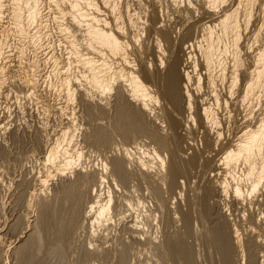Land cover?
Listing matches in <instances>:
<instances>
[{
	"label": "rangeland",
	"instance_id": "rangeland-1",
	"mask_svg": "<svg viewBox=\"0 0 264 264\" xmlns=\"http://www.w3.org/2000/svg\"><path fill=\"white\" fill-rule=\"evenodd\" d=\"M93 1H95L93 4L97 1V5H95L99 8V15L102 19L105 20L106 23L109 22V29L116 30V28L118 29L119 27L121 29L124 28L123 31H125L126 34L137 38V40L135 38V41H131V37L128 39L126 34L124 36V42L126 41L128 44L127 48L129 51L127 52L129 61L133 62H131V68L126 67L125 70L133 72L135 75L143 74L146 63H149V61H152L153 63L155 62V68L152 71V75L154 74V77H157L154 81L157 86H161L160 78H158L157 74L162 75L164 73V69L159 66L160 62L168 63L169 59L172 57L178 59L180 64L183 63V65H186L187 62H189L184 61L186 59L185 55L187 56V53L191 52L190 49H186L189 43L187 42V45L182 38L184 36V30L191 28V39L195 40L193 38H198L202 35L199 26L208 21L210 22L211 19L215 18L214 16H210L212 17L210 19L208 15L203 13L204 4L201 3L200 0H178V8L171 5V1L169 0H108L106 3L111 4H108L107 8H105V5L100 4L103 2L102 0L101 2L99 0ZM241 1L243 2V0L224 1V7L221 5V7L219 6L215 10L220 12L224 10V8L235 9ZM261 1L259 2V5L257 4L256 6L259 7L263 4L264 1ZM41 6H44L43 3ZM188 6H190V8H188ZM256 6H254L255 8L253 7L252 10L251 23L246 29H244L243 26L239 28V30L243 31L241 41L244 45L243 43L241 44L244 48L247 47L244 49L245 52L242 53L243 55H240V59H243L244 66H236L233 62L234 60L230 58L228 53L225 58L226 66L224 68L226 71H224V68L221 71L218 69L214 70L212 72V75L214 76L212 79L205 76L202 68H197L196 70V72L199 71L196 74L202 75L203 78L200 83L202 86L201 93L198 92L194 96L196 99V103L193 102L195 109H200V101L202 99L209 100L207 95L211 94L212 91H214L222 101L225 100L227 102V106H224V104L218 107L212 106V109L214 107V115L218 119V124L212 129L207 128L204 130L201 126L190 124L188 125L187 131L184 132L183 129H180L175 136H172V138L174 137L173 139L170 138L167 140L166 126L169 125L167 122L168 120L165 113L161 114L159 112L157 121L155 122H153L152 119L155 118V116L151 118L142 116V124H145L143 126L146 127H144L145 129L142 135L126 138L117 131L116 114L118 112H116V108H120L123 104L121 102L122 105L119 104L121 106L117 107L118 99H115V93H113V91L111 93L112 95L110 94L108 97H105L104 99L102 98L103 101H101V104L103 105L101 106L96 102L98 98L97 100H94L96 104L92 101L93 104L87 106L81 102V97H79L80 94L76 92L74 94L75 97H73L74 99L71 102V107L63 110L60 114L54 109L57 108V105H59L58 107L62 106L63 103L61 102L64 100L60 97V87H58L57 80L52 74H50L51 68L49 64L45 65L46 67L44 66V68L42 67L41 70L43 72L40 71L42 74L40 75L41 77L38 74L36 75L37 78L35 77V79H37L38 84L40 85L36 91L33 90V94L31 91L30 95L32 97L20 93V90L18 91L17 88L13 89L12 87H9L8 91L7 89H2V92L5 93L0 97V233H3L0 234V248L3 252H0V264H13L15 262L14 259L17 255H14L15 251L13 249H16V247L19 246V244L21 245V242L25 240L26 237H23L27 231L25 230L28 228L27 225L31 223L34 224L33 222L37 211L35 208L36 199L33 196L34 189L37 188V184L35 186V183H37L36 178H43L46 176L47 172L50 171L51 161L47 163L44 162V159L48 157L49 147H51L52 140L55 139L54 136H56V133L62 129L63 125L67 123L69 124L70 119L73 123L72 124L70 121L77 143L76 148L79 153L82 154L81 163L88 164V168L92 169L91 172L96 170L100 171L103 164H106L108 167V162L114 159V157L122 159L124 155L123 151L125 150L127 152L129 151L128 155L131 154L128 157V160L126 159L125 161V169L127 172L134 171L136 167L135 162H139L144 163L146 168H150V176L159 172V168L165 174L167 165L171 163L172 153H174L177 159L175 162L174 157L173 161L176 165L184 168V176H180V179L177 180L178 182L172 184L171 187L168 185V181L167 184H159L158 189L160 190V196L157 198L155 195L153 196L154 193L153 190H151L152 187H150L151 184L149 185V183H146V185L144 183L141 184L137 179H134L132 180L133 182H131L132 184L130 183L129 189L125 190L116 183L113 186L108 179H105L106 183L103 182L104 184L101 186V180L99 182L98 177L92 173L93 176H91V174V178L89 177L90 179L88 180L92 181L91 179H93L96 182H90V184L94 183L89 186V188L93 186L92 191H90L91 195L96 193L94 191V188L96 187L95 189L97 191L101 190L103 197L106 198L109 195L110 198H112V201L109 204V215L107 216L109 221L104 223L105 226L103 228L105 230L99 228V231L98 229L96 231L98 233H94L98 235V238L94 235V238L96 239L92 238L91 235L89 236L90 226H88L87 223H85L87 227L86 225H82V227L80 225L81 230H77L78 227L75 228L76 230L73 231V234H75L73 235L71 232V237L68 236L69 241L66 239L65 241L63 240L64 242H60V246L62 242L64 243L62 244V248L64 249H61L63 252L65 251L63 259L61 258V260H64L65 262L63 261L62 264H184V262L176 255L175 244L177 241L187 249V252L188 250L190 251L193 264H248V262L251 264L250 253L256 255L253 256L256 257L253 258L254 264H264V181L261 186H259L258 191L251 195L247 194V192L250 194L251 190H249L246 185L242 184L239 187L241 188V198L238 197V199H236L234 198L235 194L233 193V190L236 183L238 184L242 175L245 174L246 167L239 164L233 169V171H230V174L233 176H226L224 174L225 171H219V167H216L217 165H215L216 163L218 164L217 161H219L218 159L221 155L230 148L232 144L234 145L236 143L237 135H239L238 133H240L243 128L253 129V127L257 126V122L264 117V90H261L258 93L255 91V96L250 99L249 104L244 103V97H242L245 91L243 86L247 81L246 76L242 73L243 69H246L247 67L250 68L254 65V60L248 49L250 47L252 49L255 47L252 39L255 33H257V30L260 33V36L264 38V28H262L263 30L261 29L262 26L264 27V11H262L264 8L263 5L260 6V9ZM240 9L244 10L241 7ZM110 13L113 14L111 15ZM260 13H262V15ZM239 16L240 21L243 24V11H240ZM112 17L115 22L112 20ZM110 25H113V27ZM45 26L46 28L42 31L48 36L45 40L43 39L39 42L36 41L37 43L34 42L35 44H28L25 41L27 40L25 36H23V38L20 36L19 38L17 33H15L17 36L14 38L17 41L14 38L9 39L3 47V51L7 52L8 56L11 55L12 52H14L12 53L14 55L16 52L19 55V49H22L24 54L21 53L19 57L20 59L22 58L21 62L27 65L29 60L33 57V49L37 48L39 46L38 44L42 42L43 44L47 43V46L50 45L49 47L44 46L53 56H60L59 58L55 57V59L57 63L61 62L65 59L63 55L65 54L66 56V51L63 50L64 47L62 45L64 44L61 42L60 35L56 32V23L50 21L47 22ZM163 31L168 32L172 43L170 42L168 45H165L162 42L161 34L164 33ZM251 37L253 42L250 41ZM9 42L11 43L8 44ZM13 48L16 49L14 50ZM41 53V56L39 53V57L43 60L45 54L43 52ZM24 55L25 58L23 57ZM192 55L193 57L194 55L196 57L194 58L195 60L191 57L192 62L197 61L196 54ZM192 55L190 54V56ZM23 60L25 61L23 62ZM2 62L3 61L0 59V65ZM20 65L24 66L22 70L25 69V71H21V76H29V65L25 66L21 63ZM116 66L117 65H115V67ZM186 67L189 66L187 65ZM233 70L236 71L234 74L236 76L235 81L232 80L233 77L230 75L231 73H229ZM188 71H190V69ZM71 72L74 71L71 70ZM44 74H46V78L44 77ZM41 78L44 80H41ZM209 81L213 82L212 85H208ZM151 86L153 87L154 85L151 84ZM3 87L7 88L6 86ZM230 89L232 90L231 96L227 93ZM94 97L95 95L93 96V99H96ZM207 103L212 105L211 101H208ZM54 105L56 107H54ZM153 107L154 109L156 108V111L159 109L161 110L162 108L159 104H155ZM180 109L181 107L179 110ZM182 115H184V111ZM68 116L71 118L68 119ZM185 120V116L184 118L182 117V123H184ZM95 130H103L105 133L107 132V135H110H108L109 138H111L109 139L108 144L105 143V145H103L101 143H92L86 140V136ZM216 133L221 135L219 141H216L215 139ZM233 141L235 143H233ZM190 156H194L196 160V163L191 167L186 166L185 162V158ZM44 163H46V165L49 164L50 166H46ZM127 163H129V165H127ZM212 167L216 168L213 169ZM217 173L220 175L218 176ZM74 175L76 174L72 173L68 177H71L70 179H73L75 182V179L77 180V178H75L76 176L72 177ZM231 176L232 178H230ZM69 178L66 180L68 181L67 184L73 182L72 180H69ZM223 179L224 182L229 184V193L224 196L222 194V196H220L218 193H212V191H215L214 189H210L211 186L209 187V185L216 180L222 181ZM54 182L48 181V193H51L50 190L55 187L54 184H56V187L58 186V180ZM77 183L75 184L80 186L83 182L80 185ZM18 184L21 187L18 186ZM63 184H65V181ZM75 184L73 186H75ZM59 186L61 187L60 184ZM60 187L58 189H60ZM206 188H209L210 192H207L205 190ZM127 191L130 193L128 194ZM126 193L127 196L125 195ZM124 195L126 196V202L133 206V213H130L132 218L129 217L127 219V216H125V218L121 219V217L124 216V213L122 214V211L115 206V198H123ZM206 196L208 199H204ZM193 203L195 205H193ZM205 203H209L208 207L211 208L210 213H207L206 209L204 210ZM201 209L204 211H201ZM125 211L126 209H124V212ZM197 211L202 212L201 214L203 217H198L200 214ZM4 219L6 220L4 221ZM13 219L15 220L13 221ZM188 220L190 221V224L187 223L188 225L186 226ZM10 225H12L11 228ZM134 225L136 226V229ZM83 226H85L87 230H84L85 228ZM218 227L219 229L224 227L223 231L224 234H226L224 245H218L216 243L217 241L213 239L216 231L218 232L219 230ZM12 228L13 230H11ZM204 229L205 231H203ZM233 229L234 231H238V236L240 235L239 248H237V245H234L233 239L230 236V230L232 231ZM21 230L23 231V234ZM194 230H196L197 233L200 231L199 235L197 233L195 234L194 232L196 231ZM28 233H26V235ZM21 234L23 237L20 236ZM1 235L3 237H1ZM18 235L20 236V241L22 239L24 240L21 242L17 241L16 239L19 240ZM65 242L67 246L65 245ZM89 242L95 244L96 247H100L98 249L101 251L103 250L102 254H105L103 256H97V258H87L85 254ZM3 243L5 244L3 245ZM14 244L17 245L15 246ZM249 244H251L253 249ZM68 246L70 247L68 248ZM125 248L130 249L127 250ZM122 249L130 251L125 253V258L121 256ZM55 260L59 262L57 258ZM55 260H53L54 264H56Z\"/></svg>",
	"mask_w": 264,
	"mask_h": 264
},
{
	"label": "bare ground",
	"instance_id": "bare-ground-1",
	"mask_svg": "<svg viewBox=\"0 0 264 264\" xmlns=\"http://www.w3.org/2000/svg\"><path fill=\"white\" fill-rule=\"evenodd\" d=\"M99 1L101 2V0ZM102 1L103 2H101L100 4L105 5V8H107L108 4H111V3L108 4L106 3L108 0H102ZM169 1H171L170 2L171 5L176 6L175 8H178L177 7L178 0H169ZM200 1L201 3L204 4L203 13L208 15L209 17L214 16L215 18L211 19L212 17H210L211 19L210 22L208 21L207 23H204L199 26L202 35H200L198 38L197 37L193 38L195 40L191 39L192 38L191 28L184 30V36L182 38L185 43L187 42L189 43V45L187 43L188 46L186 47V49L188 48L191 51L190 53L189 52L187 53V56L185 55L186 59L184 61H189L190 63L187 62V64L185 63L186 65H183V63L180 64V61H178V59H176L175 57L170 58L168 63L160 62L159 66H161L164 69V73L162 75L157 74L161 82V86L160 85L157 86L156 83L154 82L157 77H154V74L152 75V71L155 68V62L153 63L152 61H149V63H146L143 74L135 75V73L125 70L126 67L131 68L133 62L131 61L132 62L131 63L128 58L127 51L129 50L127 48L128 46L127 42L126 41L124 42L125 39L124 36L126 34L125 31H123L124 28L121 29L119 27L118 29L116 28V30L109 29V22L106 23V21L103 20L102 17L99 15L100 11L99 8L96 6L97 1L95 5L93 4L95 2L93 0H0V59L1 61H3L0 65V97H2V95H4L5 93L2 92V89L4 90L7 89L8 91L9 87H12L13 89L17 88L18 91L20 90L19 91L20 93L27 94L28 96L31 94V91L33 94V90L36 91V89L40 85L38 84L37 79H35V77L37 78L36 75L37 74L39 76L42 75L40 73V71H42L41 70L42 67L44 68L45 65L49 64L51 68L50 74H52V76L55 77V79L57 80L58 87H60V89L58 88L59 93H61L60 97H62V100H64L63 102H61L63 103L62 106L58 107L59 105H57L56 109L53 108L55 111L57 110V112H59L60 114L61 112H63V110L69 109L71 107V102L74 99L73 97H75L74 94L76 92H78L81 95L80 96L78 94L79 97H81V102H83L87 106L93 104L92 101L97 100V98L98 100L96 102L98 105L101 106L103 105L101 104V101H103L105 97H108V95H110L113 91V93H115V99H118L117 107L123 104L120 108L118 109L116 108V112H118L116 114L117 131L126 138L142 135L144 129L146 128L145 126H143L145 124H142L143 123L142 116L147 118L149 117L151 118L155 116V118H152L153 122H155L157 121V116L159 112L161 114L165 113L166 118L168 120L167 122L169 125L166 126L167 138L165 137L167 140L172 138L173 135L175 136L177 131L180 129H183L184 132L187 131L188 125L190 124L193 125L196 124V126L197 125L201 126L202 129L204 130H206L207 128L212 129L214 126L218 124V119L214 115L213 112L214 107L212 109V106L218 107L223 104L224 106H227V102L225 100L222 101V99L219 98V96L214 91H212L211 94L207 95L209 100L202 99L200 101L201 103L200 109L199 110L195 109L193 102L196 103V99L194 98V96L198 92L201 93L202 86L200 83H201V79L203 78L202 75L196 74L197 72H199V71L196 72V70L197 68H202L205 76H207L209 79H212V77H214L212 75V72L214 70L218 69L219 71H221L226 66L225 58L228 55V53L230 55V58L234 60L233 62L236 66L238 65L244 66V62L242 61L243 59L242 58L240 59V55L245 52L244 49L247 47L245 48L243 47L244 43L241 41V35L243 34V31L239 30V28L243 26L244 29H246V27L251 23L253 7L256 6L257 4L259 5V2L261 0H243V2L241 1L239 2V4L236 3L238 4V6L236 5L237 7L233 5L235 9H230L228 7L229 9L224 8V10L220 12H217V10L215 9L219 6L221 7V5L223 4L225 5L224 1L227 0H200ZM42 3L44 6H41ZM261 5H263L264 8V2ZM260 6L259 7L256 6V7L260 9ZM240 7L243 8L244 10L240 9ZM188 8H190V6H188ZM240 11H243L244 25L240 21V16H239ZM260 14L262 15V13ZM60 20H62L63 22ZM112 20H114V18ZM50 21L56 23L57 26L56 32H58V34L60 35L61 42L64 44L62 45L64 47L63 50L66 51V56L64 54L65 52L63 53L65 59L62 60L61 62L57 63L55 57L59 58L60 56L58 55L53 56L50 51L46 50L47 48L45 46H47L46 45L47 43L43 44L42 42L38 44L39 46L37 48L34 49L31 48L34 51L30 49L33 52V57L30 60L28 59L29 63L27 65L25 63H22L21 62L22 58L20 59L19 57L20 54L23 53L22 49H19L20 51L19 55L17 54V52L14 55L12 54L14 52H12L11 55L8 56L7 52L3 51V47L6 44V42L17 35L19 36V38L20 36H22V38L23 36H25V38L27 39L25 41L28 44H32V43L35 44L34 42L36 41L39 42L43 39L45 40V38L48 36L45 35V33L42 31L43 29L46 28L45 25L47 24V22ZM111 27H113V25ZM262 28L264 27L262 26L261 29ZM256 32L257 33L254 32L255 33L254 36L252 35L253 39L252 37L250 38L251 42L254 41L256 48L254 47L252 49L250 47L248 49L250 50V55L254 60V65L251 66L250 68L249 67H247L246 69L244 68L242 72L247 79L246 83L244 82L245 85L243 87L245 88V91H244V95L242 96L244 97L243 102L246 104H249L250 99L253 98V96H255L254 95L255 91L256 93H258L261 90H264V38L260 36L258 30ZM15 33H17V35H15ZM126 37L128 39L131 37L130 39L131 41L133 40L135 41L136 38L129 34H126ZM161 39L165 45H168L171 42V38L168 32L162 33ZM10 43L11 42H9L8 44ZM241 43H243V45ZM41 52L45 54L43 60H41V58L39 57V53L40 56L42 54ZM190 54L191 55L196 54L197 61L192 62L191 57H193V55L190 56ZM23 57L25 58V55ZM104 57H107L109 59ZM194 58H196L195 55L193 59ZM24 61L25 60H23V62ZM20 63L24 64L25 66L29 65L30 67L29 76L25 74H24L25 77L21 76L22 74L21 71H25V69L22 70L24 66H21ZM115 65L117 66L115 67ZM187 65L189 67H186ZM70 69L73 70L74 72H71ZM189 69L190 71H188ZM224 71H226L225 68ZM235 72H236L235 70L229 72L231 73L230 75L233 77L232 79L233 81L236 80V76L234 75ZM45 75L46 74H44V77ZM41 80L44 79L41 78ZM212 83L213 82L209 81L208 85H212ZM151 84L154 86L152 87ZM3 86H6L7 88ZM227 93L230 94L231 96L232 90L230 89ZM94 95H95L94 98L96 99H93ZM208 101H211L212 105L208 104L207 103ZM155 104H159V106L162 107L161 110L159 109L158 111H156V108L154 109L153 107ZM54 107L56 106L54 105ZM180 107L181 109L179 110ZM183 111H184V115H182ZM184 116L186 120L184 121V123H182V117L184 118ZM70 118L68 116V119ZM262 118L263 119L259 118L260 121L257 122L258 124L256 123L257 126L253 127V129L243 128L242 131L238 133L239 135H237L238 137L236 143L234 142L235 141L234 140L233 143L235 144L233 145L231 143L233 146L231 145V147L228 148L218 159L219 160L217 161L218 164L217 163L215 164L217 165L216 167H219L218 168L219 171L221 170L225 171L224 174L226 176L232 175L230 174V171H233V169H235L239 164H242L246 167L245 174L242 175L243 178L241 177V180H239L238 184L236 183V186L233 185L235 186L233 193L235 194L234 198L236 199H238V197L241 198V188L239 187L242 184L246 185L249 188V190H251L250 194L249 192H247L248 195H251L252 193L258 191L259 186H261L262 182L264 181L263 180L264 179V117ZM70 121L72 123L71 119ZM70 121L69 124L67 123L68 126L67 124L63 125V127L64 126L65 127L64 128L62 127V129L56 133V136H54L55 139L52 140L53 142H51L50 145L51 147H49L48 157L44 159L45 160L44 162L47 163L51 161L50 162L51 167L49 169L50 171L47 169L49 172H47L45 177L38 178L39 180L36 178L37 183H35V186L37 184V188L35 187L36 189H34L33 196L36 199L35 208L37 209V211H36V216L34 218L35 220L33 222L34 224L31 223L27 225L28 228H26L27 226L25 227L26 228L25 230H27L26 233L28 232L29 233L27 235L25 233L24 237L22 236L23 229L21 230L22 234L20 236H22L23 238L26 237L25 240L21 238L24 241L21 240L22 241L21 242L20 236L18 235L19 240L18 239L16 240L20 241L21 245L19 244V246H17L16 249H13L15 251L13 252L15 256L16 255L18 256V252H19V256H18L19 258L17 256L16 258L14 257L15 262L12 261L14 262L13 264H54L53 260H55L56 258L58 259L59 262L55 260V263L62 264L64 260L62 261L61 258L63 259V254L65 252V251L63 252L62 250L64 249L62 248V244H64L63 242L66 239H68V236L71 237L70 236L71 232L73 234V231L76 230L75 228L78 227L77 230H81L80 225L82 227V225H86L85 223H87V225L90 226L89 236L91 235L92 238H94V235H96L95 237L98 236L97 234L94 233L97 231V229L99 231V228L104 229L103 228L105 226L104 223H107L109 221L107 216L109 215V209H110L109 204L111 203L112 198H110L109 195L106 198L103 197V193L101 192V190L97 191L95 189L96 187L94 188V191L96 193H94V195L93 194L91 195L90 191H92L93 186L90 187L91 190L89 186L93 185L94 183L90 184V182L95 180L91 179L92 181H90L88 179L91 178L90 175L92 173L98 177L99 182L101 180V186L102 184H104L103 182H105V179H108L113 184V186L116 183L125 190L129 189L130 183L133 182L132 180L134 179L135 180L137 179L141 184L144 183L146 185V183H149V185L151 184L150 187H152L151 190H153L154 193V194L152 193L153 196L155 195L157 198L158 196H160L159 193L160 190L158 189L159 184L161 183L167 184L168 181V185H170L171 187L172 184L178 182L177 180L180 179V176H184L183 175L184 168L174 163V161L176 162L177 159L174 153H172L171 163L167 165L165 174L159 168V172L154 173L155 175L153 176H150V172H151L150 168H146L144 163H139V162L138 163L135 162L136 167L134 171L127 172L125 169V161L126 159L128 160V157L131 154L128 155L129 151L127 152L125 150L123 151L124 155L122 159L114 157V159L108 162L107 164L108 167L106 166V164H103L102 169H100V171L94 169L96 171L91 172L92 169L88 168L89 167L88 164L81 163L82 154L79 153V151L76 148L77 143ZM178 121L180 122V124ZM0 130H1V126H0ZM108 135L107 132L105 133L103 130H95L92 131L90 134H88V136H86V140L92 143H98V144L101 143L105 145V143L108 144L109 139H111L109 138L110 135L109 136ZM220 137L221 135L216 133V138H215L216 141H219V139H221ZM174 157L175 160L173 159ZM195 161L196 160L194 156L185 158L186 166L189 167L193 166L196 163ZM44 164L46 165V163ZM127 165H129V163H127ZM212 168L215 169L214 167ZM160 172H162L163 174ZM72 173L76 174L72 176V177L76 176L75 178H77V180L74 178L75 182L73 181V179H70L71 177L70 178L68 177ZM93 174L91 176H93ZM217 175L219 176L220 174L217 173ZM232 176L230 178H232ZM68 178L73 182L67 184L68 181L66 180H68ZM57 180H58L57 183L58 186L56 187V184H54L55 187L53 186L54 188L50 190L51 193H48L47 192L48 181L54 182ZM64 181L65 184H63ZM77 181L79 185L82 182L83 183L80 186H77L75 184L77 183ZM59 184L61 185V187L59 186ZM74 184L75 186H73ZM18 186L20 185L18 184ZM228 186L229 184L227 182H224V179L222 181L216 180L215 182L209 185L210 189L212 190L214 189L215 191V192L212 191V193H218L220 196L222 195L224 196L227 193H229L228 189L230 188ZM59 187L60 189H58ZM208 189L206 188L205 190L207 192H210V189L209 191ZM129 193L130 192H128V194ZM125 195L127 196V193ZM125 195L123 196V198H117V197L115 198L116 199L115 206L122 211V214L124 213V216L121 217V219L125 218V216H127L128 219L129 217H131L130 213H133L132 212L133 206L130 203L128 204L126 202ZM192 196L194 197L193 194ZM206 198L208 199L207 196L204 199ZM193 205L195 204L193 203ZM208 205L209 203L205 205L206 208L204 207V210L206 209V212L210 213L211 208L208 207ZM124 209H126L125 212ZM204 210L201 209V211ZM201 213L202 212H199L200 216L198 217H203ZM5 220L6 219H4V221ZM14 220L15 219H13V221ZM189 222H190L189 220L186 222V226L190 224ZM11 226L12 225H10V228ZM83 227L85 228V226ZM13 228L11 230H13ZM223 228L224 227H222V229H219L218 227L219 230L218 232L216 231V234L214 235L213 238L217 241L215 242L218 245H224V239L226 234H224ZM84 230L87 229L85 228ZM203 231H205V229ZM199 232L197 233L196 231L194 233L195 234L197 233L199 235ZM76 235H77V231H76ZM230 236L233 239L234 245H237L238 246L237 248H239L240 235L238 236V231H234V229L232 231L230 230ZM1 237L3 236L1 235ZM61 241L63 242L61 243L60 246ZM92 242H89V246L86 247L87 250L85 255L87 256V258L90 257L91 259V257L97 258V256H101V255L103 256L105 254V253L102 254L103 250L101 251L100 249H98L100 247H96L95 244H93ZM4 244L5 243H3V245ZM249 245L251 247V244ZM69 247L70 246H68V248ZM175 247H176L177 257L181 259L184 262V264H193V261H191L192 255L189 250L187 252V249H185V247H183L182 244L178 241L176 242ZM125 249L121 250V256L123 258H125L126 252H130L127 251L130 248L127 250ZM0 252H2V249ZM253 254L250 253L249 255L252 261V262L250 261L251 264H254L253 258H256L253 257L256 256Z\"/></svg>",
	"mask_w": 264,
	"mask_h": 264
}]
</instances>
